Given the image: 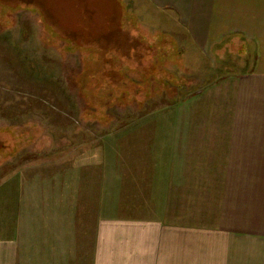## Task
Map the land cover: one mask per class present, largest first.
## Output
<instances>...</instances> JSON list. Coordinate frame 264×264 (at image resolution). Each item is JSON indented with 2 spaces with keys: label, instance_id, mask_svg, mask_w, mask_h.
<instances>
[{
  "label": "crops",
  "instance_id": "1",
  "mask_svg": "<svg viewBox=\"0 0 264 264\" xmlns=\"http://www.w3.org/2000/svg\"><path fill=\"white\" fill-rule=\"evenodd\" d=\"M146 2L197 56L237 42L247 68L147 122L109 215L72 181L1 180L0 264H264V0Z\"/></svg>",
  "mask_w": 264,
  "mask_h": 264
},
{
  "label": "rangeland",
  "instance_id": "2",
  "mask_svg": "<svg viewBox=\"0 0 264 264\" xmlns=\"http://www.w3.org/2000/svg\"><path fill=\"white\" fill-rule=\"evenodd\" d=\"M146 4L0 0V181H72L73 195L103 194L109 215L147 122L247 68L240 43L197 56Z\"/></svg>",
  "mask_w": 264,
  "mask_h": 264
},
{
  "label": "trees",
  "instance_id": "3",
  "mask_svg": "<svg viewBox=\"0 0 264 264\" xmlns=\"http://www.w3.org/2000/svg\"><path fill=\"white\" fill-rule=\"evenodd\" d=\"M104 27H106V26H104ZM104 27H102V29H103ZM106 28H107V27H106ZM100 29H101V28H100ZM102 31H103V30H102ZM98 33L100 34V33H102V32H101V31H99Z\"/></svg>",
  "mask_w": 264,
  "mask_h": 264
}]
</instances>
